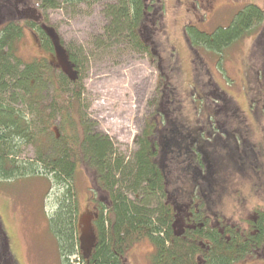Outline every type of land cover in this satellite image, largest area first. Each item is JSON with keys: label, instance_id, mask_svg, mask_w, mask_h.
<instances>
[{"label": "trees", "instance_id": "16d2710c", "mask_svg": "<svg viewBox=\"0 0 264 264\" xmlns=\"http://www.w3.org/2000/svg\"><path fill=\"white\" fill-rule=\"evenodd\" d=\"M39 1L43 11L106 3L108 22L99 47L130 48L147 56L158 74L135 150L126 159L108 136L92 131L81 111L85 58L80 50L66 48L53 27L30 20L27 26L35 30L37 47L47 57L24 62L16 52L24 28L17 17L6 16L7 0H0V182L46 178L51 186L44 200L50 188L56 189L49 203L56 210L47 223L59 264H126L127 251L142 239L152 246L149 264H235L254 254L264 260V208L235 220L219 211L235 178L264 193V136L260 142L253 139V124L257 127L264 119V98L253 96V83L262 71L254 70L255 77L244 86L250 121L225 88L208 78L204 61L196 59L197 80L203 84L188 92L190 118L170 81L175 65L164 66L157 41L165 26L162 0ZM263 21L264 12L248 4L228 26L208 32L188 23L184 36L194 54L202 50L220 57ZM53 38L66 53L71 74L51 62ZM27 146L34 147L35 157L21 161ZM79 163L94 176L95 241L87 258L80 251L79 203L72 190ZM230 172L234 178L226 176ZM237 191L232 190L236 201ZM10 240L0 218V264H20Z\"/></svg>", "mask_w": 264, "mask_h": 264}, {"label": "rangeland", "instance_id": "374dc122", "mask_svg": "<svg viewBox=\"0 0 264 264\" xmlns=\"http://www.w3.org/2000/svg\"><path fill=\"white\" fill-rule=\"evenodd\" d=\"M162 1L165 26L164 32L158 33L157 41L164 52V66L175 65L170 81L184 98L185 116L193 117L188 92L193 93L196 87L202 88L203 81L197 80L196 72V59L198 62L201 58L209 69L208 78L221 84L235 101L241 116L251 121L248 99L243 91L251 76L255 77L254 70L262 71L253 83V96L264 98V21L246 37L226 48L220 57L202 50L194 54L185 39L184 27L190 23L196 30L211 32L219 26H228L236 13L248 4H255L264 12V0ZM39 4V0H7L9 8L5 11L6 16L17 17L24 28L23 37L16 44L17 57L24 62L47 57L37 47L35 30L27 26L30 20L38 26L45 24L53 27L66 48L80 50V57L85 58L80 104L84 118L92 131L110 138L120 156L130 159L135 150V137L148 114V101L156 89L158 74L150 60L123 46L107 49L108 44L99 47L102 43L99 37L103 35L108 22L104 13L106 3L83 6L76 11L62 8L43 11L39 9ZM171 53L175 56L172 57ZM54 63L60 65L57 59H54ZM55 70L54 75H58L59 72ZM189 84L194 87H189ZM253 126L254 141H262L264 119L259 126ZM35 154L34 147L27 146L22 148L19 158L21 161L30 160ZM234 174L230 172L226 176L234 178ZM45 179L40 176L0 182V218L11 239L10 247L20 264H59L57 248L52 245L47 223L56 210L50 206L56 189L50 188L44 200L50 185ZM235 179V183L230 181L227 193H231L222 199L219 211L225 219L235 220L239 216L248 219L255 211L264 208V193L252 190L251 183L246 180V183H242V180ZM262 180L264 182V175ZM93 181L90 169L79 163L72 180V190L78 198L79 220L89 215L90 224L95 205L91 193ZM233 188L240 190L235 192L240 196L237 201L232 193ZM151 252L149 241L142 239L127 251L126 264H149ZM259 256H247L235 264H264Z\"/></svg>", "mask_w": 264, "mask_h": 264}, {"label": "water", "instance_id": "95a60500", "mask_svg": "<svg viewBox=\"0 0 264 264\" xmlns=\"http://www.w3.org/2000/svg\"><path fill=\"white\" fill-rule=\"evenodd\" d=\"M53 39L55 42V55L62 67V70L68 74H71V68L66 60V53L59 45H57V41L55 40V38ZM90 219L91 217L87 216L83 217L80 221V225L82 226L79 236L80 250L85 258L88 257V254L95 240L93 230L89 222Z\"/></svg>", "mask_w": 264, "mask_h": 264}, {"label": "flooded vegetation", "instance_id": "af4514ba", "mask_svg": "<svg viewBox=\"0 0 264 264\" xmlns=\"http://www.w3.org/2000/svg\"><path fill=\"white\" fill-rule=\"evenodd\" d=\"M201 4H202V1H201Z\"/></svg>", "mask_w": 264, "mask_h": 264}, {"label": "bare ground", "instance_id": "6f19581e", "mask_svg": "<svg viewBox=\"0 0 264 264\" xmlns=\"http://www.w3.org/2000/svg\"><path fill=\"white\" fill-rule=\"evenodd\" d=\"M184 93V92H183Z\"/></svg>", "mask_w": 264, "mask_h": 264}]
</instances>
